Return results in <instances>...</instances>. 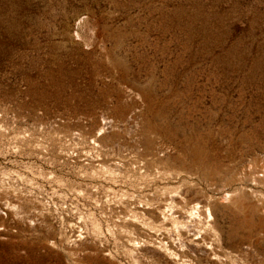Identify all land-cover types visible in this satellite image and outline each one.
Segmentation results:
<instances>
[{"label": "rangeland", "instance_id": "rangeland-1", "mask_svg": "<svg viewBox=\"0 0 264 264\" xmlns=\"http://www.w3.org/2000/svg\"><path fill=\"white\" fill-rule=\"evenodd\" d=\"M0 264H264V0H0Z\"/></svg>", "mask_w": 264, "mask_h": 264}, {"label": "bare ground", "instance_id": "bare-ground-1", "mask_svg": "<svg viewBox=\"0 0 264 264\" xmlns=\"http://www.w3.org/2000/svg\"><path fill=\"white\" fill-rule=\"evenodd\" d=\"M211 216V213H209V217ZM171 219V218H170ZM186 224V223H185ZM181 226V225H180ZM204 234V233H203ZM195 237V236H194ZM165 248V247H164ZM166 249V248H165Z\"/></svg>", "mask_w": 264, "mask_h": 264}]
</instances>
